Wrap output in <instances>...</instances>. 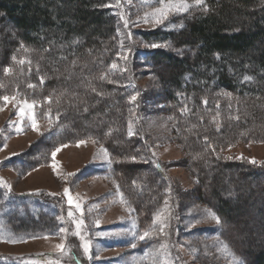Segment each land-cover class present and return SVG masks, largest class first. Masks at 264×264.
<instances>
[{
    "label": "trees",
    "instance_id": "trees-1",
    "mask_svg": "<svg viewBox=\"0 0 264 264\" xmlns=\"http://www.w3.org/2000/svg\"><path fill=\"white\" fill-rule=\"evenodd\" d=\"M167 23L171 27L140 31L145 48L131 59L138 69L166 64L165 76L161 75L167 112L192 154L189 165L198 178L200 201L220 218L216 228L184 232L188 237L217 234L244 264H264V166L228 161L208 151L209 146L217 148L234 139L264 136V0H199L189 12ZM119 27L114 0H0V80L8 75L2 80L5 85H0V96L11 91L12 76L34 97L37 90L28 82L39 89L53 87L55 94H61V112L55 107L49 112L52 118L59 116L64 127L55 126L51 142L83 135L105 137L114 157L139 156L142 166L139 162H113L112 170L123 176V194L143 224L144 211L158 210L160 202H165L162 189L169 186V177L160 162L148 160L144 154L148 151L145 139L128 133L134 89L119 67L123 55ZM9 63L23 74L10 76L6 71L12 72ZM248 78L250 82H246ZM232 95L240 102L229 108L224 99ZM45 106L39 105V114L48 111ZM217 114L223 117V126L207 124ZM201 150H205L203 155H197ZM9 163L19 171L32 167L22 158ZM142 171L143 185H137ZM232 178L233 189L228 184ZM8 191L0 180V205ZM10 196L15 204L22 200L20 210L5 213L15 233L36 236L60 230L58 216L43 208L56 204L46 193ZM28 200L41 203L37 211L30 210ZM250 211L255 213L253 218L247 215ZM239 220L245 226L256 225L252 232L261 245L250 231L244 237L246 249L236 243L237 232L228 226ZM75 251L69 253L72 263L86 264Z\"/></svg>",
    "mask_w": 264,
    "mask_h": 264
},
{
    "label": "rangeland",
    "instance_id": "rangeland-1",
    "mask_svg": "<svg viewBox=\"0 0 264 264\" xmlns=\"http://www.w3.org/2000/svg\"><path fill=\"white\" fill-rule=\"evenodd\" d=\"M185 2L188 4L187 11L169 12L163 23H157L153 13L156 8L161 7L159 0H114L123 54L119 67L127 74L131 88L134 89L131 97H136L135 101L131 99L132 109L128 107V133L139 134L145 139L148 151L144 154H147L148 160L160 162L169 177V186L162 189L165 202H160L158 210L155 208L153 211H144L143 224L135 206L123 194V176L112 170L113 162L116 165L139 162L142 166L144 163H141V158L133 155L123 159L114 157L108 149L109 142L105 137L83 135L69 137L62 142H51L55 126L60 123L64 127L60 117L52 118L49 112L54 107L57 112H61V94L58 91L55 94L53 87L39 89L38 85L30 81L27 85L37 90V95L32 96L22 86L24 83L19 79L16 81L13 78L15 76H12L23 73L13 70L9 63L12 69L8 73L12 76V85L9 86L11 91L0 96V180L6 184L8 190L10 186L4 197L5 203L0 205V264H51V260L57 264H73L69 253L75 250L86 259V264H244L217 234L211 232L212 235L188 237L184 232L194 228L212 229L218 225L209 215L214 213L210 206L200 201L198 178L192 165H189L192 154L190 156L185 149L184 139L167 112L169 103L161 75L166 64L155 68L141 65L139 69L136 65L132 66L133 54L145 48L139 38L140 31L171 27L167 22L172 17L189 12L197 4L196 0ZM9 36L10 39H15L12 30ZM12 58L11 56L10 60ZM15 62L13 61L14 65ZM7 76H3V79ZM2 80L1 86L5 85ZM250 81L251 79H246V82ZM41 91L44 92L43 95H39ZM4 96L9 97L7 102L3 100ZM224 101H228L229 108L240 102L233 95L227 96ZM25 102L32 104L33 108L27 109ZM40 104L48 107L44 114H39ZM21 107H25L24 116L19 113ZM236 109L238 110L237 107ZM32 115H35L36 128L31 126ZM209 120L207 124L223 126V117L218 114L212 115ZM259 136L234 139L226 145H217V148L209 146V150H205L214 155L217 153L228 161H244L264 166V136ZM58 147L61 150L53 159L52 152ZM205 150L197 152V155H203ZM21 158L29 161L32 167L19 171L9 163ZM253 159L256 163L250 162ZM144 174L142 171L137 185H143ZM233 180L234 178L228 181L231 189L236 186ZM65 189L73 196L72 205L68 203ZM11 193H46L56 204L43 208L58 216L61 221L60 230L55 234L36 236L15 233L8 226L5 213L20 210L22 200L19 199V204H15ZM28 202L30 210L34 212L41 204L36 200ZM76 204L80 207L77 208ZM157 215L160 219L154 220ZM247 215L253 218L255 213L250 211ZM79 221L83 223L78 230L79 235H76V224ZM243 222L230 221L228 227L237 232L236 243L246 249L244 237L248 231L253 233V226L256 225L245 226ZM143 225L144 229L141 228ZM144 231H149L151 238L140 240L139 235ZM255 239L257 244H262L259 237L255 236ZM85 242L90 243L88 252L83 247ZM61 244L64 245L63 249L57 247ZM46 255L52 258H47Z\"/></svg>",
    "mask_w": 264,
    "mask_h": 264
},
{
    "label": "snow or ice",
    "instance_id": "snow-or-ice-1",
    "mask_svg": "<svg viewBox=\"0 0 264 264\" xmlns=\"http://www.w3.org/2000/svg\"><path fill=\"white\" fill-rule=\"evenodd\" d=\"M159 2L161 3V7L156 8L154 13H153L154 17H156V22L157 23H163V20L167 18V15H168L169 12L182 13V12L187 11V9H188V4L185 2V0H159ZM197 2L199 3V0H197ZM112 67L115 68L116 65L113 64ZM6 71H10V69H7ZM131 99L133 101H135L136 97L133 96V97H131ZM3 100L5 102H7L9 100V97L8 96H4ZM205 103H206V101H205ZM26 107H27V109L31 110L33 108V105L26 103ZM19 113H20L21 116H24L26 114L25 107H21L19 109ZM31 122H32L31 126L33 128H36L35 115L31 116ZM205 139H207V138L205 137ZM79 143H84V141H79ZM61 147H63V146H61ZM60 150H61V148L58 147V148L55 149V151L52 152L53 159L55 158L57 152H59ZM133 161H135V158H133ZM250 162L251 163H256V161L254 159L251 160ZM54 167H55V165H54ZM9 190H10V186H9ZM65 195L67 196L69 205H72L74 203V199H73V196H72V194L70 193V191L68 189H65ZM76 207L79 208L80 205L76 204ZM69 215H72V213L69 212ZM209 215L211 216L212 219H214L216 221L217 225H220V223H221L220 222V218L218 216H216L215 213H209ZM159 219H160L159 215H157L154 218V220H159ZM82 223H83V221L77 222V224H76L77 232L75 233L76 235H79V231L78 230H79V228H80ZM61 231H64V229H61ZM145 238H151V233L149 231H144L142 235H139V239L140 240H143ZM134 246L135 245H133V247ZM57 247L60 248V249H63L64 245L63 244L57 245ZM83 247H84L85 252H88L89 248H90V243L89 242H85ZM240 264H242V262H240Z\"/></svg>",
    "mask_w": 264,
    "mask_h": 264
}]
</instances>
